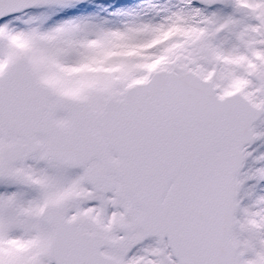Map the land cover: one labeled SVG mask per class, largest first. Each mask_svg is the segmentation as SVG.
Returning <instances> with one entry per match:
<instances>
[{
    "label": "snow or ice",
    "instance_id": "1",
    "mask_svg": "<svg viewBox=\"0 0 264 264\" xmlns=\"http://www.w3.org/2000/svg\"><path fill=\"white\" fill-rule=\"evenodd\" d=\"M0 264H264V0H0Z\"/></svg>",
    "mask_w": 264,
    "mask_h": 264
}]
</instances>
